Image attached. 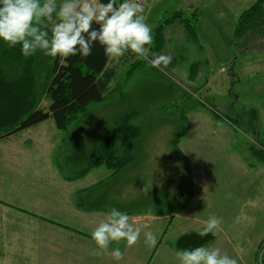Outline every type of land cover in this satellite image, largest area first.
Returning <instances> with one entry per match:
<instances>
[{
  "label": "rangeland",
  "instance_id": "1",
  "mask_svg": "<svg viewBox=\"0 0 264 264\" xmlns=\"http://www.w3.org/2000/svg\"><path fill=\"white\" fill-rule=\"evenodd\" d=\"M188 1L149 0L147 5L146 0L143 5L152 38L164 23V46L154 54L173 57L167 74L143 61L126 77L135 59L129 52L111 60V84L119 88L87 105L66 128L58 129L49 117L0 139V218H37L21 212L40 200L45 207L54 206L49 208L51 218L71 212L74 231L91 234L115 207L126 212L134 226L143 225L140 238L131 247L125 241L112 242L108 252L95 255L97 247L90 237L88 264H178L177 238L216 215L222 223L205 246L219 248L238 264H264V253L261 262L256 249L264 240V164L251 154L264 143V39L233 33L239 13L255 0H198L191 8ZM193 9L196 15L190 14ZM173 11H182L191 21L196 40L187 36L180 18L168 21ZM39 54L37 71L44 89L51 57ZM194 71V78L189 77ZM47 100L43 97L39 105L45 108ZM182 109L205 116L197 127L203 136L182 125ZM134 111L132 123L140 133L130 144L133 160L127 166L113 175L101 166L73 180L64 178L92 158L104 132ZM176 137L188 160L176 154L171 143ZM204 140L207 143L201 144ZM146 186H152L147 194L142 191ZM73 202L101 211H80L75 222ZM63 225L36 223L46 231H59ZM3 226L10 228L0 223V230ZM146 231L157 237L155 246L144 243ZM117 247L123 253L120 260L109 254ZM68 258L49 248L44 260L42 254L31 257L32 264H68ZM7 259L0 256V264H7Z\"/></svg>",
  "mask_w": 264,
  "mask_h": 264
},
{
  "label": "trees",
  "instance_id": "2",
  "mask_svg": "<svg viewBox=\"0 0 264 264\" xmlns=\"http://www.w3.org/2000/svg\"><path fill=\"white\" fill-rule=\"evenodd\" d=\"M101 2L107 3V0ZM170 17L168 21L180 18L187 36L191 40L197 39L193 24L183 17L182 11H173ZM93 27L97 25L93 24ZM163 28L164 23L155 28L150 46L153 53L164 46ZM233 33L238 38L252 35L256 39H264V0H255L239 13ZM39 55L37 51L25 58L20 45L9 48L0 40V139L49 117L58 129H64L87 105L102 101L119 88L118 85L110 87L109 81L115 68L107 66L109 59L98 43L86 58L80 55L66 59L51 57L49 78L44 89L40 87L41 75L37 71ZM142 62L135 58L126 71V77H130ZM43 97L50 101L46 109L39 105ZM136 116V111L130 112L116 126L104 132L98 139L92 158L74 174L63 175L64 178L72 180L82 177L91 168L99 166L112 170L114 174L127 166L133 160L130 144L140 133L139 127L132 123ZM176 140H173V145H176ZM251 154L264 164V144L252 149ZM211 239L212 234L201 237L191 231L180 235L175 245L180 250L192 249L205 246Z\"/></svg>",
  "mask_w": 264,
  "mask_h": 264
},
{
  "label": "clouds",
  "instance_id": "3",
  "mask_svg": "<svg viewBox=\"0 0 264 264\" xmlns=\"http://www.w3.org/2000/svg\"><path fill=\"white\" fill-rule=\"evenodd\" d=\"M143 12L137 0H123L119 4L117 0H107V3L101 0H59V3L58 0H0V40L9 48L20 45L25 58L37 51L52 58L66 59L75 55L86 58L98 43L110 60H118L131 52L136 59L167 74L173 57L151 53V27ZM151 187L146 186L142 191L147 194ZM221 223L222 218L211 215L194 231L201 237L215 236ZM142 227L130 223L126 212L111 208L91 233L97 247L94 254L108 252L112 242L125 241L128 247L133 246L140 238ZM144 237L149 247L157 243L151 231H146ZM109 254L116 260L123 256L118 247ZM176 257L178 264H238L235 258L216 247L180 250Z\"/></svg>",
  "mask_w": 264,
  "mask_h": 264
},
{
  "label": "crops",
  "instance_id": "4",
  "mask_svg": "<svg viewBox=\"0 0 264 264\" xmlns=\"http://www.w3.org/2000/svg\"><path fill=\"white\" fill-rule=\"evenodd\" d=\"M197 2H198V0H191V1L189 0L186 4L189 8H191L193 5L195 6V4ZM148 3H149V0H147V5H148ZM180 10H182V9H180ZM190 11H191L190 14L196 15V11L194 9L190 10ZM146 13L147 12H145L144 15L146 16V23H147V14ZM124 60H127V58L124 57ZM111 63H113V62H111V60L109 59L107 66L108 67L113 66ZM195 71L192 72L193 75L192 76L189 75V77L194 78ZM112 79H113V76H112ZM112 79L109 81V84H110L111 88H114V87H116V85L112 86V84H111ZM179 95H180V93H179ZM49 102L50 101L47 100L46 107L49 104ZM46 107L44 109H46ZM162 107H163V105H162ZM186 113H184V109H182L181 113H179V116L182 119V125L186 126V124H187L188 127L190 128L189 131L191 130L192 134L196 133L197 135H200L199 137L203 136V133L199 132L200 129H198L197 127L200 126L199 123H202V121L205 120V116H203V114L201 112H199L198 110L197 111H189L188 114H186ZM201 116H202V118H201ZM186 127H184L183 129H185ZM189 131H187V133ZM10 136L11 135L7 136V138H10ZM2 139H6V137L2 138ZM173 139L171 141L172 144H173ZM179 141H180V138L179 139L177 138V140H176V154H179V155H181V157L188 160L187 155L185 154L187 152L186 149L183 151V148L178 146ZM207 141H205V140L200 141V143L205 144V143H207ZM187 142H189V140H187ZM195 143H197V142L195 141ZM200 147L201 146H199V148ZM185 148H186V146H185ZM188 154H189V152H188ZM100 167L101 166H99L98 168H100ZM96 168L97 167L91 168L89 171H91L92 169H96ZM251 168H252V166H251ZM105 173H106V171H105ZM111 174L112 173H110L109 175H111ZM53 197L54 196H52V198ZM29 204H30V206L28 207V209H23V212H21V213L28 215L30 217H37V218H39L38 220H37V218H29L27 216L26 217H24V216H18V217L11 216L10 217V215L5 216L4 218L3 217L0 218L1 219L0 223L8 224L10 226V228L7 226H3V228H2L3 230H0V245L1 246H7V250H5V249L2 250V248H0V256H2V257L7 256V258L9 257V261L7 259V261H8L7 264H17V263H14L16 259L19 261V264H32V262L34 260L31 259V257L35 256V255H39V254L43 255V260H44L47 248L53 249L54 251L60 252L61 254H63V253L66 254L69 257L68 259L70 260L68 264H88L87 239H89L91 237V234H88L84 231H74L76 229L72 228V224L70 223V222H72V216H70L71 212L64 213V215H62L61 217H58L55 220V219H53L54 216H53V218H51V215L49 214V208L54 207V206L45 207L44 205H42V201H40V200L37 202V204L36 203H29ZM35 205H36V207H34ZM37 205H39V207H37ZM71 207H74L72 210L74 212L73 220L75 222H76V220H78L77 214L80 211H82V212L87 211V212H91V213H99L101 211L100 209H95L92 207H84L81 204H78L75 202H73V206L71 205ZM38 209H42L43 212L42 213L38 212L37 211ZM79 215L81 217H84L86 220V216H83L82 214H79ZM133 215L134 214H132L131 216H133ZM136 215L140 216L142 214H136ZM6 217H9V218H6ZM91 219H92V217H91ZM142 219L143 218H141V220ZM153 219H155V217H153L152 219L151 218L150 219L144 218V220H149V221H152ZM51 221H53L55 223H59L60 226L62 224H64L63 228L60 227L59 231L58 230L57 231H46L47 228L45 226H41V227L36 226V223H39V222L51 223ZM87 221H88V217H87L86 222ZM6 229L9 231L11 229V231L8 232V231H6ZM78 245H79V247H78ZM76 248L79 249L78 250V252H80L79 254H81V255L83 254L85 256L81 257V255L77 254ZM73 249H75V251H76V253H74V254L72 253ZM256 249H257V247H256ZM7 251L11 252L15 258L12 259L10 257L11 254L10 253L7 254ZM84 252L86 254H84ZM91 252H92V249H91ZM18 255H19V257H17ZM91 255H92V253H91ZM11 259H12V261H10Z\"/></svg>",
  "mask_w": 264,
  "mask_h": 264
},
{
  "label": "built area",
  "instance_id": "5",
  "mask_svg": "<svg viewBox=\"0 0 264 264\" xmlns=\"http://www.w3.org/2000/svg\"><path fill=\"white\" fill-rule=\"evenodd\" d=\"M146 0H137L138 3H141L142 6L145 4ZM123 2V1H122ZM260 252V253H259ZM259 253V260H261V262L263 261L262 259V255L264 253V240H262L258 246V250H257V254Z\"/></svg>",
  "mask_w": 264,
  "mask_h": 264
}]
</instances>
